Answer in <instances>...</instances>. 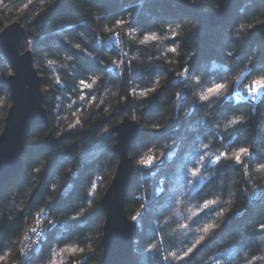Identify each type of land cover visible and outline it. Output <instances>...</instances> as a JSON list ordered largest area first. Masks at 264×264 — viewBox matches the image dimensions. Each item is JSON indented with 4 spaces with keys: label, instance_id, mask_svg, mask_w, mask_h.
<instances>
[{
    "label": "trees",
    "instance_id": "1",
    "mask_svg": "<svg viewBox=\"0 0 264 264\" xmlns=\"http://www.w3.org/2000/svg\"><path fill=\"white\" fill-rule=\"evenodd\" d=\"M125 2L126 0H0V31L13 22H18L25 28L26 36L22 41V52L31 50L33 53L34 64L42 80V91L45 94L44 107L48 114L50 130L53 131L55 137L66 138L59 148L44 150L42 143L49 129L44 126L36 128L35 134L40 138L36 141V147L30 149L22 160L24 164L22 173L16 179L0 185V229H2L0 230V257H7V259H0V264H14L13 256L18 254L9 252L10 241L20 234L26 223L35 220L36 212L41 207L47 209V206L51 205L53 212L63 213L72 198L81 195L80 184L93 169L97 170L95 182L99 185L100 195L97 197V206L91 210L93 214H85L90 228H79V223H76L67 232L61 228L50 231L46 241H43V250L47 253L52 246L59 253L69 246L83 248L92 244L97 235L102 236V233L95 232L97 225L103 228L105 220L99 205L118 165V158L112 152H104L106 142L99 143L84 158L85 167L80 177L74 181L76 188L68 198L63 195L59 196L58 192H53V176H59L62 181L64 176L58 170L68 160V154L75 156L82 152L83 149H77L76 145L83 139L85 141L90 139L89 142H91L90 135L83 137L85 131L99 134L104 128H109L111 132H115L116 126L122 121V116L118 115L121 107L131 119L138 123L140 128L137 142L129 154L131 158L136 155L137 151L142 153L141 158L148 154L155 157L160 142L173 138L179 140L171 163L165 160L148 172H138L133 168L125 205L128 217L133 221V217L141 212L142 206H138L137 193L142 187L148 193L151 204L142 220L143 231L140 233L142 237H150L157 231L149 224V220L159 208L167 206L168 184L172 181L179 184L185 180V164L194 155L222 148L227 150L228 144L235 143V134L232 130L225 132L220 128V125L226 122L230 115H248L255 109L256 115L252 117L253 134L256 127L264 125V94L259 99V104L255 105L246 100H236L237 89L243 93L247 91L240 85L228 89L230 102L222 107L217 103L206 113L205 108L198 105L192 116L187 119L171 118L174 111L172 105L174 89L171 83H175L177 72L186 71L189 78L193 73L203 72L208 76L219 77L220 82H225L234 74L226 72V66L236 69L239 59L238 57L230 58L227 53L237 51L243 56L255 44H261L262 49L260 55L258 53L257 60L253 61V71L258 74V67H264V31L253 30L248 42H245L247 46L231 35L233 17L239 6L237 3L228 20L213 28L209 25L208 15L217 6V0H202L200 11L206 15L195 18L198 21L197 29L193 33L180 34L176 23L166 18L196 15L191 6L173 7L168 0H154L152 4H144L139 9V15L133 24L130 16L120 11L125 7ZM127 2L131 4L133 11H137L140 0H127ZM101 11L104 15L97 21L95 17ZM80 21H85L84 27L67 35L71 37L73 43H80L81 49L73 48L54 34V30L61 28L63 24ZM133 28L143 29L138 34L140 40H144L145 36L151 33H155L160 39L146 41L142 44L128 40L121 29L131 31ZM182 28L183 24H181ZM81 32L83 36L78 34ZM112 35L122 39L131 51H139L142 57L139 63L132 61L129 65L127 61L125 62L120 80L116 79L115 70L106 71L109 62L106 49L113 45V40L109 39ZM97 40L101 43L98 44ZM170 48H177V52L168 51ZM193 49H196L197 55L192 60H188L187 53ZM65 55H74V59L63 61L62 58ZM49 60L55 63L49 65ZM213 61L216 63L213 64ZM65 62L69 63L67 69L62 66ZM9 67L0 52V73ZM89 75L101 77V80H98L92 88H86L79 83L80 80L91 83ZM54 76H59L61 83H57L53 79ZM7 79L8 77L0 75V83H3L5 87L7 85L4 81ZM129 80L132 81L134 87H128ZM157 81L162 84L165 81L171 83L157 88ZM245 82H247V77ZM109 86L119 87L118 97H109L99 108H95L93 97L98 99ZM153 88L157 90L151 91ZM143 91H148L149 94L141 96L140 93ZM81 95L84 97L83 100L79 98ZM5 99H7L6 96ZM116 100L119 101L118 104L115 103ZM191 103L192 98L189 92L182 99L180 111ZM69 104L72 105L70 109ZM2 106L0 102V107ZM201 115H206V122L190 131L188 126ZM77 118L80 120L79 124H76ZM158 124L162 126L156 127L155 125ZM236 128L241 135L246 134L241 125H236ZM61 133L63 136L58 137ZM194 143H207L209 148L202 149L199 154H194L188 149V146ZM261 155L264 156V153ZM245 159L251 168L252 158ZM35 161L39 163H34ZM78 163L80 162L73 161L74 166ZM34 167L40 168L41 171L29 175ZM101 169H109L111 176H105L103 171H100ZM232 172V169L223 170V174L226 175H231ZM199 187L200 185H197V188ZM157 192H163L164 196L157 198ZM79 202L77 199V203ZM244 204L245 202L241 200L240 206L243 207ZM205 211L210 212L211 209ZM40 219L44 221L46 227L47 216L41 214ZM257 220L264 221V205L249 208L242 217L230 214L220 234L237 227L244 228L245 243L253 242L251 254L256 256L259 253V245L254 241L257 239L264 241V236L257 237L246 229L251 226L256 231L264 232L256 222ZM211 243L212 241L207 242L202 248L210 247ZM55 259L57 264L61 261L63 264H76L77 261L79 264H85V259L87 264H97L101 261L100 256L93 257L91 252L64 253L56 255ZM254 264H264V261L255 260Z\"/></svg>",
    "mask_w": 264,
    "mask_h": 264
},
{
    "label": "clouds",
    "instance_id": "2",
    "mask_svg": "<svg viewBox=\"0 0 264 264\" xmlns=\"http://www.w3.org/2000/svg\"><path fill=\"white\" fill-rule=\"evenodd\" d=\"M153 2L154 0H140L137 5V11H133L131 4L126 0L125 7L120 11L130 16L132 23L135 24L134 21L139 15V9L144 4H152ZM168 2L173 7L177 5L191 6L196 13V15H185L179 18H166L176 23V28L180 29V34L185 32L193 33L198 27V21L195 18L206 15V13L200 11L202 0H168ZM223 3L224 0H217L218 7L222 6ZM236 3L239 6L236 8L233 17L231 35H234L240 43L247 46L245 42H248L253 30L264 31V0H236ZM103 15L102 11L98 12L95 19L99 21ZM84 24L85 21L65 23L61 28L55 29L54 34L73 48L81 49L82 45L73 43L71 37L67 34L78 28H83ZM181 24H183L182 29ZM142 30V28H133L131 31L121 29V32L128 40L141 43L142 40L138 39V34ZM78 34L83 36L82 32ZM109 39L113 40V45L111 48L106 49L109 60L106 71L115 70L116 79L120 80L122 79L121 73L124 70L125 62L127 61L129 65L132 61L139 63L142 57L139 51H131L124 41L116 38L115 35L109 36ZM97 43L100 44L101 41L97 40ZM261 49V44H255L243 56L237 51L228 52L227 55L230 58L238 57L239 59L236 69L226 66L225 71L234 74L230 79H226L225 82H220L219 77L208 76L203 72L199 74L193 73L189 78L186 71H179L175 74V83L165 81L162 84L159 81L157 88L171 83L174 89L172 93L174 111L171 118L187 119L192 116L198 105L203 106L206 113L214 108L217 103L222 107L230 102L228 89L235 85H240L250 95L249 86L259 77L264 76V67H258V74L252 68L253 61L257 60ZM113 50L114 54H112ZM196 55L197 51L193 49L187 53V58L192 60ZM62 59L63 61H72L74 55H65ZM212 63L215 64L216 61ZM62 66L67 69L69 68V63L65 62ZM0 75L10 77L13 72L9 67L4 69ZM246 77L247 82H245ZM89 78L93 85L98 80H101L98 75H89ZM53 79L57 83H61L59 76H54ZM81 81H79L80 84ZM4 83L11 84L12 81L6 80ZM220 84L225 87L216 89V86ZM128 87H134L131 80H129ZM157 88H154L155 91ZM209 89H213V93L209 94L206 100L201 99L202 93L207 92ZM189 92L191 93L192 103L187 107H183V110L180 111L182 99ZM118 95L119 87L109 86L98 99L93 97L95 108H99L109 97L116 98ZM5 96L7 99H5ZM214 97L215 99H213ZM79 98L81 100L84 99L82 95ZM251 98L256 104H259L258 95L251 96ZM0 102L3 105L0 107V145H4L14 138L17 128L21 124L23 106L17 98L14 88L9 89L3 86V83H0ZM12 102L15 103L13 104ZM115 103L118 104L119 101L116 100ZM71 107L72 105L69 104L68 108L70 109ZM255 115V109L248 115L233 114L228 117L226 122L220 125V128L225 132L232 130L235 134V143L228 144L226 146L227 150L222 148L199 154L202 149L209 148L207 143H194L188 146L192 153L199 155H194L185 164V180L183 183L178 184L172 181L168 184L167 206L159 208L149 220V224L157 229L155 234L150 237H142L140 235L143 231V217L151 207L148 193L143 187L140 189L137 195L139 196L138 206H142L141 212L136 216V219H133L131 224L136 229L130 235L131 252L134 258L133 264H254L255 260L264 261V241L259 239L254 241L255 244L259 245V253L256 256H252L251 244L253 242L245 243L244 228L237 227L220 234V230L229 220L230 214L242 217L249 208L264 205V156L261 155V153H264V125L256 127V131L253 134L252 117ZM205 122L206 115H201L188 126L189 130H195ZM236 125H241L245 129L246 134L241 135ZM155 126L161 127L162 125L158 124ZM118 133V130L111 132L109 128H104L99 134L85 131L83 137L90 135L92 138L91 142H89L90 139L86 141L83 139L76 145L77 149H83V151L75 156L68 154V160L58 170L62 173L64 179L61 181L59 176H53V192H58L59 196L63 195L65 198L71 196L76 188L74 181L80 177L81 171L85 167L84 158L101 142H106L105 153L115 150L120 144ZM109 137L111 138L109 139ZM39 138L32 127L23 139V151L19 154L21 160L24 159L30 149L36 147V141ZM177 144H179V140L175 138L160 142L151 165H142L140 163L142 153L139 151L136 152L130 162L136 171L148 172L165 160L171 163ZM241 149H247V151L242 154V160L237 162L234 159V153L239 152ZM224 153H227V156H224ZM217 156L221 157L219 162L216 161ZM248 157L252 158L251 168H249V163L245 159ZM73 161H79L80 163L74 166ZM34 163H39V161ZM241 165H243L242 168ZM112 166L114 167V164ZM37 169L41 171L40 168L34 167L29 172V175L39 172ZM224 169H232L233 172L231 175H226L223 174ZM96 171L93 169L87 174V178L79 187L81 195L72 198L63 213L53 212L51 205H48L47 209L41 207L35 214V220L31 223H26L20 234L10 241L9 252L18 254L13 256L14 264H57L55 259L57 249L50 246L49 252L45 253L43 250V241H46L48 232L57 228L67 232L76 223H79V228H90L85 219V214H93L91 210L97 206V197L100 195L99 185L95 182ZM100 171H103L105 176H111L109 169H101ZM119 182V180L116 181V186L108 193L109 197L114 195ZM197 185H200V187L197 188ZM156 196L160 198L164 196V193L157 192ZM77 199L80 201L79 203H77ZM241 200L245 202L243 207L240 206ZM209 201H216V204L206 208L205 205ZM105 202L100 204L99 207L103 208ZM206 209H211V211L206 212ZM202 213L204 215H201ZM41 214L47 216L46 227L44 221L40 219ZM82 217L83 219H81ZM256 222L260 228L261 225H264V221L257 220ZM112 223V217L108 214L107 227L101 228L97 225L95 232L107 233L108 235V229ZM213 223L215 227L212 230L204 231L205 225ZM38 228L43 233L42 236L38 233ZM246 230L257 237L264 236V232L256 231L251 226L247 227ZM107 235H97L93 239L92 244L79 248V252H91L93 257L100 256L102 261H104L107 255V248L105 247ZM209 241H212L211 246L202 248ZM76 264H79V261ZM85 264H87L86 259Z\"/></svg>",
    "mask_w": 264,
    "mask_h": 264
},
{
    "label": "water",
    "instance_id": "3",
    "mask_svg": "<svg viewBox=\"0 0 264 264\" xmlns=\"http://www.w3.org/2000/svg\"><path fill=\"white\" fill-rule=\"evenodd\" d=\"M235 3L236 0H224L222 6H216L208 15L209 25L216 28L224 24L231 15ZM25 36V28L18 22H13L0 31V52L13 72V75L7 79L12 83L5 84L9 89L14 88L23 106L21 124L14 138L0 145V185L16 179L22 173L24 164L19 154L23 151V139L32 127L34 130L42 126L49 129L42 143L44 150L59 148L66 139L55 137L53 131L50 130L48 114L44 107L45 94L42 91V80L35 67L33 53L31 50L22 52V41ZM118 115L122 116V121L115 130L119 131L117 135L120 144L112 151L113 155L118 158V165L100 201V204L106 201L104 207L101 208L105 218L103 228L107 227L108 214L112 217L113 223L108 229V235L102 233V236L107 235L105 240L107 255L105 260L101 259L99 264H133L134 260L130 235L136 229L131 225L133 221L128 217L125 205L134 168L129 154L137 142L140 128L138 123L125 113L123 107L119 109ZM117 180L120 182L116 191L113 196L109 197L108 193L116 186Z\"/></svg>",
    "mask_w": 264,
    "mask_h": 264
},
{
    "label": "snow or ice",
    "instance_id": "4",
    "mask_svg": "<svg viewBox=\"0 0 264 264\" xmlns=\"http://www.w3.org/2000/svg\"><path fill=\"white\" fill-rule=\"evenodd\" d=\"M25 7H27V5H25ZM119 23V22H118ZM109 31H111V29H109ZM179 33H177L178 35ZM160 39L155 33H151L149 35H146L144 40L141 41V43H145L146 41H155V40H158ZM168 51L170 52H177V48H170ZM55 61H49V64H54ZM157 84H159V81L156 82ZM81 85H83L84 87L86 88H92L93 87V84L92 82L89 83L87 82L86 80H82L81 81ZM225 86L223 84H220V85H217L216 86V89H223ZM151 91H155V89H151ZM249 92H250V95L251 96H257L259 95L260 93H264V76H261L259 77L256 81H253V84L249 86ZM213 93V89H209L207 92L205 93H202L201 95V99H204L206 100L208 98V95ZM148 91H143L140 93L141 96H146L148 95ZM80 123V120L79 118H77L76 120V124H79ZM71 127V125H70ZM247 149H241L239 152L237 153H234V159L235 161L239 162L242 160V154L244 152H246ZM224 156H227V153H224L223 154ZM153 159H154V156L152 154H148L146 157L142 158L140 163L142 165H151L152 162H153ZM221 159L220 156H217L216 157V161L219 162ZM37 171H39V169H37ZM216 204V201H209L205 207H209L210 205H215ZM133 219H136V217H133ZM215 227V224H208V225H205V228H204V231H210L212 230L213 228ZM261 229L264 230V225H261ZM80 249L75 247V246H69L65 249H62L59 253H56L57 256L59 255H62L64 253H71V254H75L77 252H79ZM0 259H7V257H0ZM59 264H63V262H59Z\"/></svg>",
    "mask_w": 264,
    "mask_h": 264
},
{
    "label": "rangeland",
    "instance_id": "5",
    "mask_svg": "<svg viewBox=\"0 0 264 264\" xmlns=\"http://www.w3.org/2000/svg\"><path fill=\"white\" fill-rule=\"evenodd\" d=\"M263 94H264V93H260V94L258 95V99H260L261 96H262ZM235 99H236V100H246V101H248V102H250V103H252V104H254V105L256 104V102H254V101L252 100L251 96L248 95L247 91H246L245 93H243V92L240 91L239 89L236 90V93H235ZM61 136H63L62 133L58 135V137H61ZM113 177H114V176H113ZM37 231H38V233H41V230H40L39 228L37 229Z\"/></svg>",
    "mask_w": 264,
    "mask_h": 264
},
{
    "label": "built area",
    "instance_id": "6",
    "mask_svg": "<svg viewBox=\"0 0 264 264\" xmlns=\"http://www.w3.org/2000/svg\"><path fill=\"white\" fill-rule=\"evenodd\" d=\"M41 234V233H40Z\"/></svg>",
    "mask_w": 264,
    "mask_h": 264
}]
</instances>
